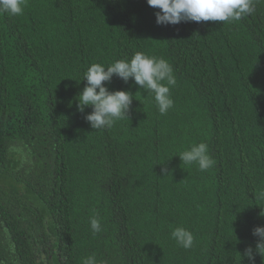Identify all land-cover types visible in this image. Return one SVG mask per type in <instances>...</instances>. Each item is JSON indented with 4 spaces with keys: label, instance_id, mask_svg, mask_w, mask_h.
Instances as JSON below:
<instances>
[{
    "label": "trees",
    "instance_id": "1",
    "mask_svg": "<svg viewBox=\"0 0 264 264\" xmlns=\"http://www.w3.org/2000/svg\"><path fill=\"white\" fill-rule=\"evenodd\" d=\"M253 8L177 25H158L146 0H26L22 15L0 14V264H251L264 225V0ZM136 52L171 65L174 107L160 115L113 76L110 91L134 94L129 119L92 129L91 107L77 108L84 73ZM199 142L216 161L207 172L178 157ZM177 226L191 249L171 238Z\"/></svg>",
    "mask_w": 264,
    "mask_h": 264
},
{
    "label": "clouds",
    "instance_id": "2",
    "mask_svg": "<svg viewBox=\"0 0 264 264\" xmlns=\"http://www.w3.org/2000/svg\"><path fill=\"white\" fill-rule=\"evenodd\" d=\"M147 4L158 9L155 13L158 25H177L181 22H234L250 15L253 11V0H146ZM26 0H0V14L19 16L24 12ZM113 76L125 84L131 79L139 89L151 94L160 115H166L174 107L170 89L176 86L177 80L171 65L163 58L136 52L131 59H120L105 66L102 63L91 64L84 73L86 84L77 95L78 111L84 113L86 107L92 111L85 115V120L95 130L111 129L122 119H129L133 93L127 90L110 91L107 84ZM179 159L186 165L196 164L201 172L213 168L216 161L211 157L208 145L204 142L193 143L180 152ZM163 173L167 170L162 168ZM256 199L264 200V190ZM262 215V214H261ZM264 216V215H262ZM93 235L102 231L99 214L90 218ZM257 237L255 250L246 248L244 255L251 264H255V255L264 258V225L252 231ZM171 238L184 249H191L195 243L192 231L177 226L171 229ZM81 264H97L95 254L82 258Z\"/></svg>",
    "mask_w": 264,
    "mask_h": 264
}]
</instances>
